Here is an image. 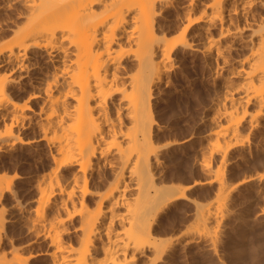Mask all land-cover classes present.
Masks as SVG:
<instances>
[{
	"label": "bare ground",
	"instance_id": "6f19581e",
	"mask_svg": "<svg viewBox=\"0 0 264 264\" xmlns=\"http://www.w3.org/2000/svg\"><path fill=\"white\" fill-rule=\"evenodd\" d=\"M0 14L11 19L0 20V264H170L193 244L227 264L232 192L262 183L264 201V172L223 171L234 151L264 162V0H0ZM178 51L199 55L215 84L200 146L194 132L165 138L153 110ZM19 150L36 164L8 175ZM186 155L189 176L175 180ZM17 180L32 182L25 204ZM210 182L202 204L193 193ZM174 214L183 229L166 236ZM15 222L45 246L16 245Z\"/></svg>",
	"mask_w": 264,
	"mask_h": 264
},
{
	"label": "rangeland",
	"instance_id": "374dc122",
	"mask_svg": "<svg viewBox=\"0 0 264 264\" xmlns=\"http://www.w3.org/2000/svg\"><path fill=\"white\" fill-rule=\"evenodd\" d=\"M15 5L19 6L20 4L15 2ZM9 12L13 13V15L9 13L8 15L15 17V9H9ZM8 15L0 14V18H2L0 20H4ZM10 20L11 19L8 18L4 21L9 22ZM176 22V19H170L167 24L172 28L177 24ZM6 33V30H4L0 35L2 36V34ZM212 33L216 35L217 30L213 29ZM239 52L240 51L234 49L231 54L237 55ZM177 55L180 66L173 71L171 82L168 84L165 93L153 101L155 118H157L160 124L164 125V129L160 134L163 133L166 136L165 138L178 137L183 134L194 132L195 135L197 134V137H195V142H197L196 145L200 146L206 141L202 134L205 133L207 125L202 119L210 112L208 111V107H210L211 100L214 96L215 84L211 79V73H209L210 71L206 63L199 55L182 51H178ZM18 152L16 154L17 156L15 155L14 158L6 162L7 168L2 169L5 170L8 175L13 174L14 171L18 174H20L19 172H27V170H30L36 164L34 163L36 160L34 161V158L27 155L24 150H19ZM245 152L243 156H240L234 151L230 158V162L223 167L225 176H227L231 182H235L244 174H260V172H264L263 157H259V154L255 151L249 153L245 150ZM183 157L179 159H182L178 166L180 172L177 173V176L175 175L177 178L173 177L175 180L180 178L178 177L179 174L184 177L189 176L187 162H189L190 156L186 155L184 158ZM197 174V178L203 179L205 177L203 174ZM15 183L17 188V199L21 202L20 204H25L24 202L26 199L34 195L30 191V184H32V182L17 180ZM257 185H260V187ZM262 185L263 184L260 183L252 185V187L249 188H243L241 190L236 189L232 192L228 200L227 207L229 208V215L224 220V227L220 231V241L218 245L219 253L223 256L227 264H264V216L260 213L261 208L264 207V201L259 196ZM215 190V182L205 183L198 187L193 195L197 196L202 204H206L212 200ZM243 191L245 195H241ZM8 201H10V199L7 197L5 199V206L8 205ZM188 207L189 206L184 203V211L182 212L186 213ZM6 213L5 211V214ZM182 217L183 215L178 217L174 214L169 220L167 219L168 221H166L164 229L161 227L166 233V236H175V234L183 229V225L179 226L181 229L176 228L181 222ZM236 217H239L241 222H236ZM185 219L186 218L183 217L182 220ZM18 224V222L12 223L8 228V232L11 237H13L12 240L16 245L22 246V244H26L27 247V243L30 242L29 248H25L27 250H35L45 246L42 243L32 242V236L26 233L24 227ZM200 247L201 244H193L187 246L182 251H173V254L170 255V264H217L212 257L205 256L204 254L201 255L198 249ZM33 264L49 263L46 258L41 257L35 259Z\"/></svg>",
	"mask_w": 264,
	"mask_h": 264
}]
</instances>
